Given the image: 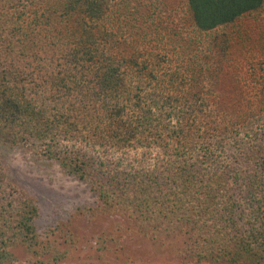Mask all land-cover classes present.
Segmentation results:
<instances>
[{"label": "trees", "instance_id": "obj_1", "mask_svg": "<svg viewBox=\"0 0 264 264\" xmlns=\"http://www.w3.org/2000/svg\"><path fill=\"white\" fill-rule=\"evenodd\" d=\"M158 3L0 0V144L58 161L96 214L184 261L264 264V0ZM71 141L160 159L120 168ZM38 216L0 161V264H72L73 233L60 246ZM114 227L104 264L131 260Z\"/></svg>", "mask_w": 264, "mask_h": 264}, {"label": "rangeland", "instance_id": "obj_2", "mask_svg": "<svg viewBox=\"0 0 264 264\" xmlns=\"http://www.w3.org/2000/svg\"><path fill=\"white\" fill-rule=\"evenodd\" d=\"M160 11L168 10L176 0H158ZM84 148L102 159L126 167L130 162L139 168H152L159 162L160 155L157 149H128L111 150L98 146H91L84 142H69L68 145ZM0 161L5 166L11 179L22 185L35 197L39 206V216L35 220L36 230L42 237H46L49 230L55 229V234L48 238H57L60 246L66 245L65 231L73 233L74 242H69L72 253L67 261L72 264H104L100 258L98 239L103 231L113 226H119L124 233L121 239L129 252L131 260L122 261L114 252L105 257V260L117 264H194L184 261L176 251H168L164 243L152 244L142 236L131 233L126 228V219L118 213L96 214L98 200L88 186L80 181L68 177L58 161L39 157L19 148H9L0 144ZM114 227V228H116ZM120 235V234H119ZM16 253L20 260L17 264H24L27 252L18 249Z\"/></svg>", "mask_w": 264, "mask_h": 264}]
</instances>
